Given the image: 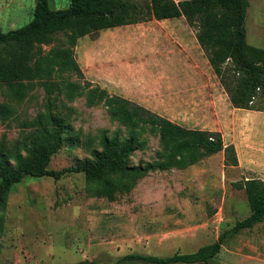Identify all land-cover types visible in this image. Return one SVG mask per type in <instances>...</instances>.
Instances as JSON below:
<instances>
[{"label":"rangeland","instance_id":"rangeland-1","mask_svg":"<svg viewBox=\"0 0 264 264\" xmlns=\"http://www.w3.org/2000/svg\"><path fill=\"white\" fill-rule=\"evenodd\" d=\"M36 1L0 0V31L32 21ZM50 5L64 9L70 0H50ZM127 26L80 38L75 54L84 77L72 74L69 78L80 84L89 80L111 94L137 96L141 104L186 127L218 123L225 137H232L229 118H209L208 106L201 98L193 95L195 99L188 100L196 101L197 108L179 104L170 109L166 97H155L144 80L127 78L128 65H140L142 62L136 61L143 55L137 50L139 44L133 45L142 25ZM246 28L248 43L264 48V0H250ZM64 41L65 36L59 35L55 45ZM109 63L125 69L126 77L113 83L115 88L103 79V66ZM66 77L57 73L47 78L45 85L25 87L24 98L0 83V157L7 164L16 165L18 152L25 156L43 128L58 134L51 116L64 121L63 142L51 157V169L60 170L90 157L93 149L101 148L103 132L110 136L120 133L122 139L128 136V128L111 116L105 101L91 104L86 92L68 98L62 83ZM218 98L217 107L225 113L229 99L226 95ZM255 105L264 106V97L257 98ZM5 106L10 109L3 112ZM140 139L145 145L130 156L131 166L164 159L160 132H143ZM53 140L48 138L51 143ZM224 160V152H219L187 168L155 170L141 177L121 172L107 173L101 180H90L84 173H68L58 180L27 177L0 201V264H75L85 260L153 264L121 258L134 253L170 256L195 252L250 215L245 190L235 184L264 175L262 170L227 166ZM195 264H264V222L229 239L209 262Z\"/></svg>","mask_w":264,"mask_h":264},{"label":"trees","instance_id":"trees-1","mask_svg":"<svg viewBox=\"0 0 264 264\" xmlns=\"http://www.w3.org/2000/svg\"><path fill=\"white\" fill-rule=\"evenodd\" d=\"M249 6L250 0H70L68 8L55 9L50 0H37L32 21L8 32L0 31V83L24 98L25 87L45 85L47 78L67 74L62 81L67 87V97L74 99L86 92L91 104L105 101L111 116L128 128V136L122 139L120 133L110 136L103 132L101 148L93 149L90 157L60 170L51 169V157L62 145L64 127L63 118L51 116L50 122L59 128L57 135L43 128L25 156L18 152L16 165H9L0 157V201L14 185L30 176L58 180L68 173H84L90 180H101L107 173L121 172L141 177L155 170L187 168L219 152L225 154V165L238 166L235 146L226 144L220 131L188 128L124 96L111 94L89 80L80 84L69 76L84 77L75 54L80 38L118 26L185 17L196 30L197 39L233 106L258 109L256 98L264 97V48L248 43ZM59 35H64L65 41L55 45ZM6 108L10 109L5 106L2 111ZM147 131L160 132L164 159L146 166H131L129 158L145 145L140 136ZM50 136L55 139L52 143L48 141ZM235 185L245 190L251 213L214 242L191 253L176 252L170 256L134 253L121 259L153 264L209 262L229 239L264 222V180L251 177ZM75 264L99 263L85 260Z\"/></svg>","mask_w":264,"mask_h":264},{"label":"crops","instance_id":"crops-1","mask_svg":"<svg viewBox=\"0 0 264 264\" xmlns=\"http://www.w3.org/2000/svg\"><path fill=\"white\" fill-rule=\"evenodd\" d=\"M130 25H142L139 26L141 29L139 38L135 39L133 45L139 44L137 50H141L143 55L136 61L142 62L140 65H128L127 78L136 77L144 80L150 85L151 91L155 92V97L160 95L166 97L170 109L177 108L179 104L182 107L187 105L189 109L197 108L199 105L196 101L190 103L188 100L195 99L193 95L201 98L202 104L208 106L209 118L215 115L219 118L224 116L229 118L230 129L233 130L232 137L226 138L222 133L224 128L218 123L214 126L203 124L188 128L220 131L225 143L235 146L239 166L252 171H264V106L258 109L233 106L197 39L196 30L189 25L186 18L151 20ZM114 65L115 63L104 64L102 69L104 81L113 88H115L113 83H121L126 77L125 69ZM222 95L229 99L230 107L225 113L217 107L218 97ZM124 97L135 102L138 99L137 103L141 104V99L137 96L126 94ZM257 98L261 99V96ZM142 105L145 106L144 103ZM256 178L264 180V175L260 174Z\"/></svg>","mask_w":264,"mask_h":264}]
</instances>
